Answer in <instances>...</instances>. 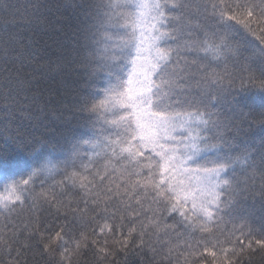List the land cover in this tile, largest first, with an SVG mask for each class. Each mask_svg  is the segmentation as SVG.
I'll use <instances>...</instances> for the list:
<instances>
[{
    "label": "snow or ice",
    "instance_id": "obj_1",
    "mask_svg": "<svg viewBox=\"0 0 264 264\" xmlns=\"http://www.w3.org/2000/svg\"><path fill=\"white\" fill-rule=\"evenodd\" d=\"M41 7L0 0V264L264 261V138L241 139L264 128V0H83L55 114Z\"/></svg>",
    "mask_w": 264,
    "mask_h": 264
},
{
    "label": "trees",
    "instance_id": "obj_2",
    "mask_svg": "<svg viewBox=\"0 0 264 264\" xmlns=\"http://www.w3.org/2000/svg\"><path fill=\"white\" fill-rule=\"evenodd\" d=\"M20 2L23 3L24 0ZM39 3L43 5L38 14L39 19L32 18L33 23L27 29L25 38L33 43L38 53L31 65L35 74L33 81L35 94L40 97V106L48 113L55 114L63 111L72 101V97L65 94L64 86L70 83V77L75 79V73L69 70L68 62L76 58L78 39L76 25L80 15L78 6L83 0H39ZM248 39L253 38L249 36ZM246 102L264 104V96L253 94ZM261 138H264V128L258 124H252L250 128L245 126L241 135L242 141L256 146L259 145ZM36 139L41 141L50 139L49 131L40 128L36 132ZM67 148L68 145L60 140L59 143H54L51 151L55 156L62 158ZM147 259L146 256L129 255L127 264H146ZM252 264H264V261L257 256Z\"/></svg>",
    "mask_w": 264,
    "mask_h": 264
}]
</instances>
